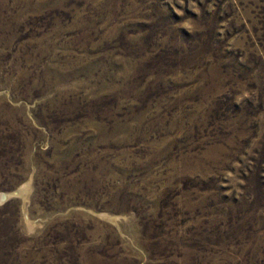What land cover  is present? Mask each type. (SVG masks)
<instances>
[{"label": "rangeland", "instance_id": "rangeland-1", "mask_svg": "<svg viewBox=\"0 0 264 264\" xmlns=\"http://www.w3.org/2000/svg\"><path fill=\"white\" fill-rule=\"evenodd\" d=\"M0 264H264V0H0Z\"/></svg>", "mask_w": 264, "mask_h": 264}]
</instances>
